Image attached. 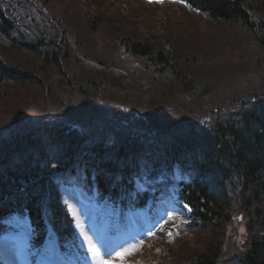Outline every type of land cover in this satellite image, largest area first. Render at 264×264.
I'll return each instance as SVG.
<instances>
[{
	"label": "trees",
	"instance_id": "trees-1",
	"mask_svg": "<svg viewBox=\"0 0 264 264\" xmlns=\"http://www.w3.org/2000/svg\"><path fill=\"white\" fill-rule=\"evenodd\" d=\"M75 1L79 10V2L89 6L86 23L93 33L116 21L123 35L119 31L104 49L87 54L74 39L62 49V41H69L73 31L61 15H55L61 14L60 1L0 0V53L13 56V63L0 59V87H46L45 94L34 93L33 107L11 118L22 123L0 144V235L8 229L6 220L27 217L32 250H41L48 236L44 199L48 195L57 198L63 181L79 185L80 179L86 192L96 188L103 206L113 215L119 212L124 222L126 213L137 208L156 212L158 203L170 194L181 207L159 239L130 249L131 254L112 264H144V259L154 261L150 264H224L229 257H235V264H264V73L257 89L244 88L216 104L212 109L216 113L205 126L202 122L210 111L189 119L185 111L175 113L176 108L157 104V100L178 97L182 104L196 108L214 92L208 84L188 79L185 64L170 52V38V42H155L169 26L163 28L160 23L155 32H145L140 26L130 28L125 19L142 7L165 21L157 7L142 0H133L138 10L121 0H104L101 5L94 0ZM194 1L204 22L249 34L251 38L238 36L242 40L236 39L240 40L236 50L241 53L247 47L245 57L250 64L264 58V0L257 5L253 0ZM86 34L78 30L77 37L84 39ZM19 61L27 66V73L16 68ZM141 70L149 75H142ZM177 83L175 90L182 89L175 92ZM144 87L168 93L152 94L150 104L119 103L144 96ZM22 103L15 108H22ZM232 105L239 108L230 111ZM223 114L227 120H220ZM175 163L182 164L193 181L169 191L170 181L153 182L158 173L172 175ZM53 172L64 175L63 181L52 179ZM94 175L93 183L86 180ZM124 177L135 184L123 183ZM136 181L145 182L147 191L140 193ZM48 205L49 220L63 247L83 257L70 242L76 233L67 208L58 201ZM173 231L180 237H164ZM204 232L211 237L205 245L195 239L193 253L175 254L182 239ZM161 244L166 247L159 248Z\"/></svg>",
	"mask_w": 264,
	"mask_h": 264
},
{
	"label": "rangeland",
	"instance_id": "rangeland-1",
	"mask_svg": "<svg viewBox=\"0 0 264 264\" xmlns=\"http://www.w3.org/2000/svg\"><path fill=\"white\" fill-rule=\"evenodd\" d=\"M59 1L60 4H57V7L58 11L61 12V14H58L56 12L55 15H61L62 18L65 20L64 25H67L73 31V37L70 38L69 41H62L60 45L62 49L64 48V43L71 45L73 39L77 40L83 45L82 51H85V54L90 53L89 50H95L98 47L104 49L106 47L105 45L108 44V42H111V39L115 36V34L119 33V31L122 30V28L117 29L115 27L117 25V22L114 21L111 26L100 27L98 33H93L89 28H87L86 23L87 17L85 16V13L88 12L89 6H87L83 2H79V6H81L79 10L76 6L75 0H58V3ZM92 1L93 0L89 2ZM103 1L104 0H94L95 4L97 5L103 4ZM257 1L261 2V0H253L254 5H257ZM121 2L123 4L128 2L129 4H132L135 9L137 8L138 10V5L135 4V1L133 0H121ZM155 10L158 12V14H164L166 20H161L160 22L153 15V13L155 12H153L152 10H146L142 7L139 8L138 11L135 10L130 12V16L128 15L127 17H125V19L127 23L129 22L131 26L130 28L140 26L143 27V29L147 30L145 32H155L158 28H160V25H162L163 28L169 26L168 29H166V33L158 35L160 37H158L157 41L155 42L162 43V41H166V39V42H170V40H168V38H170L172 40V42H170V44H172L170 45V52H172L173 54L175 53V55L180 58L181 61L185 64V74H187L188 79L191 78L193 83L195 82L196 84H208L209 86H211L212 90H214V92L210 94L207 98L202 99L200 101L201 104L196 108L194 106L189 105L190 103H188L187 105L182 104V102L178 101V97H176V99L169 97L167 101L157 100L158 105L163 107H174L176 108V110L174 111L175 113L177 112V110L185 111L191 116L189 119H197L200 117V115L204 114L205 112L210 111L215 113L212 109L216 106V104H221L222 100H225L226 98L229 99L234 92H238L239 90H243L244 88L247 89L248 87L257 89V80L260 78L259 76L264 73V68L259 70V67H261L262 65L264 66V58L256 61L255 64H250L248 59L245 57V55H247L248 53L247 47H243V51L241 53H238V51L236 50V47L238 45L236 43H240V40H242L240 39L242 35H247L246 33H240L243 31V29L235 30V27L233 26H227L218 23L215 24L211 21L204 22L203 17L190 15L185 13L184 11L182 12L176 6L161 7L156 8ZM150 20H152V22ZM256 23H258V21H256ZM78 30H80L81 33L85 32V34L87 32L86 37L84 39H91L90 43L85 42L81 36L78 39ZM233 31L235 35H233L232 37L234 38H232L230 35V33L232 34ZM119 34L123 35L122 31ZM259 34L260 33L256 31V37H259ZM238 36H240V38H238ZM247 36L250 37L249 34ZM5 54L0 53V59H3L5 62L10 61L13 58V56H9L7 55V53ZM250 58L254 60V53L250 55ZM11 62L13 63V60H11ZM253 65H256L258 68L255 70L253 68ZM17 67L21 68V70L24 72L29 71L26 69L27 66L21 63L20 61L17 62L16 68ZM31 71L38 74V72L35 70ZM112 74L114 77L118 76L117 72H113ZM141 74L145 76L149 75L148 73H144V71H142ZM35 78H37L40 83L43 81V78ZM105 79H107V83H111V79L109 77ZM181 85H183L182 82L180 83V86ZM115 86L118 87L116 84ZM178 86L179 83L174 86L175 92L182 89V87H180L178 90H175V88H177ZM156 87H152L151 89L149 88L148 90H146V87H144V96L132 97L131 99H129V102L125 100H120L119 103L126 104L127 102L142 105L143 102L146 101L147 104H150L152 102V97L154 94L168 93L166 89L159 93H153L154 88L156 89ZM45 90V86H43L41 90L34 86H31L30 88H17L11 86L0 87V91L3 93V95H0V130L5 128L6 125L11 122H18L11 118L18 115L21 110H24L25 108L29 109L31 106L33 107L34 103L32 97L34 93H36L37 91H40L39 93H41L42 91L45 94ZM213 98H215L214 102L212 101ZM21 102H23L22 108H15ZM211 102L214 103V106L211 105ZM262 105H264V103ZM227 119L228 118L226 114H223L220 120ZM68 197L72 202H78V196H76L75 193H69ZM79 208L82 215V217L80 216L79 218L82 219V222L81 224H77V230H79V239L81 241V238H83L82 228L86 230V232L90 233L92 229L95 228L94 220L96 219V216L90 209H85L81 206H79ZM230 229L231 228H229V230ZM240 233H242V231H240ZM208 235H210V232H204V234L200 233L197 235L198 237L193 235L192 237L186 238V240L182 239L177 244V247H175V254H177V256L178 254H181L180 256H183V254L189 255L193 253V249L195 248L194 240L198 239V244L205 245V243L209 241V238H211ZM243 238L241 239V242L243 241ZM238 239L240 238L238 237ZM11 242L12 239H6L4 237L3 241L0 243V253L6 258L7 255H5V253H8V257L10 255L11 259H9L6 264H17V259L19 256L17 254V251L15 250V252L12 253L13 255L9 253V247L11 245ZM82 243L83 245H85L84 242ZM15 246L18 247L17 244ZM113 246L114 243H111L109 241L106 242V247L108 251ZM162 247L166 246H163V244H161L159 248L162 249ZM149 253L156 254L155 250H151L149 251ZM146 257L148 256L145 255L144 258ZM158 257L159 256H156L153 260H157ZM144 261H146V263L144 262V264H150L151 262L154 263V261H150L149 259H144ZM88 263L98 264V261L91 258ZM224 264H235V257H229Z\"/></svg>",
	"mask_w": 264,
	"mask_h": 264
},
{
	"label": "snow or ice",
	"instance_id": "snow-or-ice-1",
	"mask_svg": "<svg viewBox=\"0 0 264 264\" xmlns=\"http://www.w3.org/2000/svg\"><path fill=\"white\" fill-rule=\"evenodd\" d=\"M85 240L89 246V252L92 254L93 259L97 260L98 264H107L104 257L101 256L100 250L96 248V246L92 243V241L88 239L87 237H85ZM128 254H131V253L126 251L124 253H118L117 255L120 259H123L124 256Z\"/></svg>",
	"mask_w": 264,
	"mask_h": 264
}]
</instances>
